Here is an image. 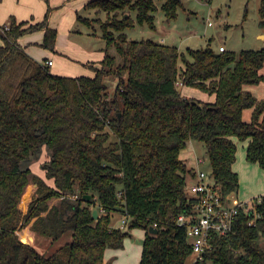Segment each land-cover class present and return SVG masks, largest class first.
<instances>
[{
	"label": "trees",
	"instance_id": "16d2710c",
	"mask_svg": "<svg viewBox=\"0 0 264 264\" xmlns=\"http://www.w3.org/2000/svg\"><path fill=\"white\" fill-rule=\"evenodd\" d=\"M181 6L163 0L160 8L171 20ZM84 8L106 16L77 15L85 25L99 24L105 41L101 61L83 64L92 76L54 74L18 43L42 30V48L54 52L51 9L39 23L10 17L0 27V264H107L106 250L123 248L129 235L114 226V213L127 218L128 230L145 231L139 264H185L191 241L176 220L191 207L185 186L194 170L180 153L189 141L203 144L209 178L224 198L239 187L234 139L247 142L246 161L264 170V99L250 90L264 83V48L184 54L125 34L136 24L156 29L154 0H90ZM259 13L264 29V0ZM109 77L117 80L111 94ZM178 84L215 101L184 97ZM43 150L48 160L41 169L52 185L30 169ZM30 184L36 189L23 213L19 203L23 196L26 206ZM259 198V217L250 223L253 216L241 211L232 231L214 235L193 264H264V195ZM153 225L156 234L149 233ZM24 228L51 241L71 233V241L41 253L19 239Z\"/></svg>",
	"mask_w": 264,
	"mask_h": 264
},
{
	"label": "rangeland",
	"instance_id": "374dc122",
	"mask_svg": "<svg viewBox=\"0 0 264 264\" xmlns=\"http://www.w3.org/2000/svg\"><path fill=\"white\" fill-rule=\"evenodd\" d=\"M42 1L44 6L42 16H39L36 10L33 15V18L36 19V21L34 20L33 22L32 20V22L29 21V23L36 24L41 22L44 18L43 15H45L47 10L50 9L45 3L46 0ZM154 2L157 6V11L155 12L156 29L149 30L145 26L136 24L134 27L125 30V34L129 39L152 40L169 46H175L178 48L179 52L184 54L187 49L199 50L211 48L215 52H218L219 46H223L226 52L235 53L244 50H260L264 48V38H262L264 37V29L260 27L261 18L259 13L262 0H181L182 6L178 8L177 16L175 19L171 20L166 19L161 11L160 7L163 0H154ZM80 15L87 18H100L101 21H104L106 18L105 13L97 15L92 13V10L90 9L82 10ZM10 17H14L16 20L14 15H8L4 20V25H8ZM49 27L52 28L50 25ZM56 31L58 32V29ZM69 31L71 32L70 34ZM39 33H42L43 41L44 32L42 30L23 35L19 39L23 41L24 39H29L30 36L38 35ZM63 35H68L69 40L81 50L94 49L99 51V49L102 50L105 45L100 25L97 23L89 26L79 22L73 29L68 25L66 33ZM42 41L39 44L36 43V41L28 40L24 45H26V48H34L35 52L40 51L41 56L42 54H46L44 51H47V53L51 52L42 48ZM38 61L40 60L38 59ZM179 65H182V63ZM55 68L53 67L52 69ZM88 70L89 69H87L88 74L86 72V74L82 75H89ZM92 75L93 74L91 73L89 76ZM105 83L109 94H111L116 86L117 80L113 77H109L105 79ZM177 88L181 94L184 93L185 88L182 85L178 84ZM188 90L195 92H189L195 96H188L187 98H198L196 96V93L198 95L200 94L198 90ZM250 90L258 98L264 99V83L257 87H252ZM236 141L238 142L237 148H239V151H242L243 142ZM180 156L188 160H193V157L194 159L196 157L203 159L204 164L201 165V169L207 173L209 172L210 165L202 143L189 141L187 147L180 153ZM47 160V153L42 151L39 155V161L35 162V164L32 163L30 169L32 173L37 175L40 174L39 176H42L48 184L52 185V181L45 178L44 170H41V164ZM35 165L40 166L39 169H37ZM250 182L252 183L253 180L250 179ZM261 185L262 189H264L263 181ZM35 189L36 186L34 184H30L26 187L23 194L25 196L24 202H26V206H20L23 201V196L19 203V208L23 213L26 212ZM29 190H31V193H29ZM262 195H264L262 192H257L255 197L258 198ZM122 219L123 216L121 214L114 213L112 216L114 226L120 227ZM124 229L128 231L129 235L124 239L123 248L117 250L110 249L105 255V261L107 264H139L142 237L145 231L141 229L128 230L127 226H124ZM135 232H139L138 234H140L141 237L135 235ZM18 236L22 242L33 245L39 252L46 254L54 252L71 241V233L65 234L57 241H51L46 238L32 235L28 228L20 230ZM193 261L194 256L192 255L187 259L185 264H193Z\"/></svg>",
	"mask_w": 264,
	"mask_h": 264
},
{
	"label": "crops",
	"instance_id": "0c3cea01",
	"mask_svg": "<svg viewBox=\"0 0 264 264\" xmlns=\"http://www.w3.org/2000/svg\"><path fill=\"white\" fill-rule=\"evenodd\" d=\"M89 1L90 0H46L45 2L46 5H48V7L51 9L49 18H48L49 25L52 28H55L56 30L58 29V32H59V34L57 32L58 38L56 37V44H55V49L53 53L52 52L47 53V51H44L46 52V54H44L45 56L43 54L40 56V51L35 52L34 48L25 47L26 45L24 44L28 40H33V41H36V43L40 44L42 41V33H39L38 35L30 36L29 39H24L23 41L19 39L18 43L22 47H24L25 51L35 60L38 61L39 59L40 60L39 62L45 61V60H51L52 61V65L50 66L51 72L54 74L62 75V76H70V77H76L82 74H86L87 69L83 64L91 63V62L97 64L99 61H101L103 57L102 50L100 49L99 51H96L94 49L81 50L69 40L68 35L65 36L63 34L66 33V29L68 28V25L72 29L75 28L76 25H78L79 21L77 20V15H80V12L82 10H86L84 6ZM43 9H44V6H43L42 0H0V27L5 26L4 20L6 16L8 15L9 16L14 15L16 17L17 22H25V21L32 22V20L34 22V20L36 21V19L33 18V15L35 14L36 10L39 16H42ZM92 13H95V10H92ZM70 33L71 32L69 31V34ZM162 42H163V39H162ZM53 67L54 68L56 67V68L52 69ZM88 71H89V75H91L92 72L90 70ZM184 88L185 90H184V93L181 94L182 96L184 97L195 96L194 94L189 93V92L195 93V92H192L191 90H188L192 88H188V87H184ZM194 90H197V89H194ZM199 92H200L199 95L196 93V96L199 99L196 97H194V99H198V100L208 102V103H213L215 101L214 95H208L201 91ZM236 140L237 139H234L236 145H238V142ZM246 146H247V142H243L242 151H239V148H237L236 159L232 166L233 171L238 174V178H239V187L237 191L231 195V197L233 198L232 200L234 201L245 200V199L248 200V198H255L257 192H262L264 194V189H262V185H261L262 181L264 182V170L261 169L257 164L249 163L246 161V158H245ZM43 152H46V151L43 150ZM180 158L186 162L189 168L191 169L195 168L194 157L192 158L193 160H188V159L182 158L181 156ZM36 167L37 169H39L40 166H36ZM39 175L40 174H38L37 176ZM39 177L43 179L42 176H39ZM250 179L253 180L252 183L250 182ZM138 233L139 232H135V235H137L138 237H141L140 234ZM144 235L145 233L143 234L142 240L144 238ZM109 250L110 249L106 250L105 255L107 252H109ZM105 259L106 258H104V263H106Z\"/></svg>",
	"mask_w": 264,
	"mask_h": 264
},
{
	"label": "built area",
	"instance_id": "2783aa9c",
	"mask_svg": "<svg viewBox=\"0 0 264 264\" xmlns=\"http://www.w3.org/2000/svg\"><path fill=\"white\" fill-rule=\"evenodd\" d=\"M219 51H225L223 46ZM47 66L52 65L51 60H46ZM204 160L195 158L194 175L187 177L185 190L191 199V207L187 213L180 214L176 223L185 228L191 241L192 255L195 263L211 247L213 236H224L232 231L233 224L238 214L243 211L252 215L250 223L259 217L257 206L260 198L248 200H232L228 196L224 198L219 186L214 184L207 172L201 169ZM127 226V218L123 217L120 227ZM156 225H153L155 228Z\"/></svg>",
	"mask_w": 264,
	"mask_h": 264
},
{
	"label": "water",
	"instance_id": "95a60500",
	"mask_svg": "<svg viewBox=\"0 0 264 264\" xmlns=\"http://www.w3.org/2000/svg\"><path fill=\"white\" fill-rule=\"evenodd\" d=\"M89 199H90V196L84 197V200H86V201L89 200ZM93 216H94V218H97V216H98V215H97V212H96L95 210L93 211ZM157 232H158L157 229L152 228V227L149 228V233H150V234H156Z\"/></svg>",
	"mask_w": 264,
	"mask_h": 264
}]
</instances>
